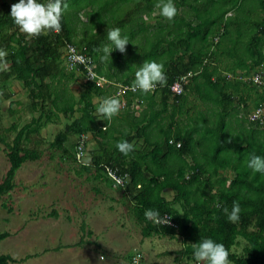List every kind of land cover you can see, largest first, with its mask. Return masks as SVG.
<instances>
[{
  "label": "trees",
  "instance_id": "trees-1",
  "mask_svg": "<svg viewBox=\"0 0 264 264\" xmlns=\"http://www.w3.org/2000/svg\"><path fill=\"white\" fill-rule=\"evenodd\" d=\"M125 1L66 0L69 9L62 17V31L29 41L10 16L11 6L19 0H0V49L8 53V68L0 70V87L6 91L9 79L21 82L30 109L37 113L17 130L6 149L9 167L0 180V201L11 195L16 172L23 162L50 151L55 156L60 150L63 162L74 163L76 140L71 143L72 153H67L64 140L68 134L90 133L91 164L85 166L87 161H77L80 171L93 170L98 179L104 178L130 201L128 212L139 226L142 239L170 237L182 242L180 248L169 252L174 255L172 264L196 262L193 245L205 238L223 243L232 264H264V175L247 167L252 155L264 157V123L248 118L255 108L264 107V85L238 77L249 76L264 64V0H256L255 19L248 26H253L251 32L241 25L243 20L235 18V11L245 0H174L178 15L168 21L159 12L152 28L139 12L144 10L149 15L159 0H139L124 18H113L120 10L117 5ZM84 9L90 10L92 30L78 37L75 21ZM180 9L186 16L179 13ZM246 11L252 13V9ZM113 28L128 37L131 47L127 53L115 50L108 40L107 32ZM66 42L91 55L96 72L111 83L101 87L84 82L76 100L68 105L65 101L71 97L63 84L74 78V70L65 66ZM105 45H110L113 52L102 59ZM153 60L164 65L166 85H158L146 95L126 90L129 93L122 120L116 116L108 121L97 113L107 90L116 93L118 83L131 87L135 72ZM188 71L194 73L183 93L173 94L171 83ZM226 73L233 77L227 78ZM134 100L139 110L130 108ZM55 111L62 112L70 122L45 148L25 147L22 141L26 132L31 128L39 131L48 122L49 113L54 116ZM119 120L126 127L119 128ZM122 140L134 145L128 156L116 148ZM106 166L126 172L128 182L113 186ZM167 190L172 193L170 197ZM234 201L241 208L238 223L229 222L223 211L227 208L231 212ZM148 209L160 215L168 213L177 227L146 220L144 213ZM6 236V232H0V240ZM84 238L82 235L70 245H81ZM241 240L244 245L238 252L235 247ZM12 261L0 253V264Z\"/></svg>",
  "mask_w": 264,
  "mask_h": 264
},
{
  "label": "rangeland",
  "instance_id": "rangeland-1",
  "mask_svg": "<svg viewBox=\"0 0 264 264\" xmlns=\"http://www.w3.org/2000/svg\"><path fill=\"white\" fill-rule=\"evenodd\" d=\"M137 1L139 0H126L118 4L117 7L120 10L113 18H124L127 10L133 7ZM256 2V0H245L241 8L235 11V18L243 20L241 25L247 29L252 24V20L255 19L256 11L254 8ZM245 9L249 11L252 9V13ZM89 12V9H84L77 14L79 20L75 21V27L77 28L78 37L89 34L92 30L89 27ZM151 12L149 15L144 13V10L139 12L144 14L143 17L150 28L155 25L157 20L155 15L159 14L160 9L155 5ZM179 13L186 16L182 9ZM71 15L72 13H70V18ZM127 26L129 28V25ZM252 30H254L253 26L249 31ZM108 46L110 47V45ZM130 47V44L126 46L125 53ZM76 83L78 81L74 82L76 87L73 84L75 91L76 89L81 91L83 86ZM15 90H17L18 95L15 93V97L13 96L12 100L10 99L12 108L15 110L21 104V110L24 114L20 111L22 119L19 121L15 117L16 111L8 113V111L0 110V124L3 126L9 125V123L12 125L15 120L21 123L22 121H28L30 118V115L26 117L27 113L25 112L30 110L27 104L26 91L18 86L14 87ZM3 92L4 90L0 87V101L2 100L0 104H3L4 99L1 98ZM67 94L71 98L65 101L66 105L71 103L72 100L73 102L76 100V97L70 92H67ZM251 97L254 98V94ZM191 100L195 101L196 99ZM252 104L253 99H250L248 105L251 106ZM55 112L61 121L51 123V126L48 127L46 134L48 143L71 120L65 118L62 112ZM4 132V129L0 127V180L9 167L5 154L6 149L11 144V137L14 135L13 131H10L9 135H5ZM73 138L74 134H68L64 140L67 153L73 152L71 146ZM38 147L41 146L38 145ZM59 152L60 150L55 153ZM50 161L57 163V169H61L62 163L65 167H67L65 163H70L68 160L63 162L60 158ZM31 163L30 160L22 163L16 172V186L11 191V195L8 194L2 197L0 201V232L7 233V236L0 240V253L13 258L11 264H131L129 256L136 253H140L143 257V262L141 261L140 264H152L153 261L166 264L173 263L174 255L169 252L180 248L182 242L179 239L170 237H145L142 239L138 231L139 226L134 224V220L128 212L127 206L130 201L124 199L118 190L106 188L105 185L109 184L104 178L98 179V181L103 185L101 188L105 187V193L102 190L103 188H99V190L92 189L96 201L92 205L86 203L88 206H83L79 211L61 202L62 198L57 195H61V192L68 188V183L65 180L66 176H61V183H59V180H56L58 176L51 171L48 172L49 170L46 171L48 168L44 166V169L29 171L28 166ZM72 176H74V181L84 184L74 182V186L79 192L78 197L87 198L86 191L91 192L89 187L91 183L84 176L80 177L81 175L78 174H72ZM167 191L169 192L166 195L170 197L172 193L170 190ZM63 200L65 199L63 198ZM52 202V206H49ZM52 207L57 210L58 217L57 215L54 216L55 214H46ZM73 211L76 212L75 215ZM77 215L81 221L85 222L87 227L93 230V234L91 236L85 234L84 242L81 245H70L80 237V233L71 234L72 225L68 224L69 219H74V216ZM243 245L244 241L241 240V243L235 247L236 251L240 252ZM101 256L104 259L101 260ZM191 264H196V262Z\"/></svg>",
  "mask_w": 264,
  "mask_h": 264
},
{
  "label": "clouds",
  "instance_id": "clouds-1",
  "mask_svg": "<svg viewBox=\"0 0 264 264\" xmlns=\"http://www.w3.org/2000/svg\"><path fill=\"white\" fill-rule=\"evenodd\" d=\"M156 7L160 9V15L168 21L174 20L178 15V9L175 6L174 0H159ZM69 9V4L66 0H47V3L38 2V0H19L11 6L10 16L19 31L25 34L26 38L31 41L49 33L59 34L62 31V17ZM107 38L115 46V50L120 53L126 52V46L129 44L127 36H121L119 28H113L107 32ZM104 53L102 59H107L111 56L113 49L108 45L102 48ZM8 53L4 49H0V70H7L8 63L6 60ZM73 62H83L82 57L73 56ZM254 82H259V77L254 78ZM167 83V76L164 70V65L156 61L145 62L135 72V80L131 85V91H140L142 94H149L155 91L157 86L163 87ZM126 105L117 97H106L98 105L96 111L106 120L111 121L114 117L120 114V111ZM264 111V110H262ZM84 139H88L87 136ZM118 151L128 156L134 151V145L127 140H122L116 144ZM77 161H81V157L77 155ZM91 164L89 157L85 166ZM247 167L253 173L264 175V157L252 155L247 161ZM109 176L115 180L117 185L123 186L124 179L116 177L109 169ZM227 219L231 223H238L240 219L241 208L238 202L234 201L231 212L227 208L224 210ZM145 219L152 221L154 224H168V217H161L159 211L148 209L144 213ZM193 256L196 264H232L229 260L230 252L223 243H217L211 238H205L197 244L193 245ZM100 259H104L103 256ZM140 257H134L133 264H139Z\"/></svg>",
  "mask_w": 264,
  "mask_h": 264
},
{
  "label": "crops",
  "instance_id": "crops-1",
  "mask_svg": "<svg viewBox=\"0 0 264 264\" xmlns=\"http://www.w3.org/2000/svg\"><path fill=\"white\" fill-rule=\"evenodd\" d=\"M63 64H64V62H63ZM73 72H74L73 73L74 74V78L73 79L72 78L69 79L67 82L65 81V84H63V85L67 86V89H66L67 92H70L72 95H74L75 97H77L80 91H78L77 89L75 91L76 85L74 84V82L75 81H78V83L80 84V86H83L84 82H86V81L84 79L83 74H81L80 71H73ZM78 83H76V84H78ZM73 84L75 85V87H74ZM110 84L111 83H105V87L108 86V85L111 86ZM118 84H120V83H118ZM7 85H8L7 87L5 86V90L6 91H4L3 94L1 95V96L5 97L6 99L3 100V104L2 103L0 104V106H1L0 107V110L8 111V113H11L13 111H16L17 114H16L15 117L17 119H19V121H21L22 116H20V111H21L22 114H24L23 110H21V108H22L21 107V104L18 105L19 108H17V109L14 110L12 108V102H11L10 99L13 98V96L15 95V93H16V95H18L17 94V90L14 91V87L15 86H18V87L21 88L22 87V84H21V82H19L17 80L9 79ZM3 90H4V87H3ZM9 93H12V94L9 95ZM116 93H117V91H116ZM116 93L114 91L109 93L108 90H107V97H117V98H119L125 104V102H126V96H127V93H129V92H125V93L119 94V95H117ZM26 97H27V100H28V103H29V98H28L27 95H26ZM0 102H2V101H0ZM28 106H29V104H28ZM136 106L138 108H136ZM125 108H126V106L121 109L120 114L118 115V117H121V120L123 119L122 118V115H123L122 111L125 110ZM130 108L131 109H137V110H139L140 106H139L138 101L137 100H134L132 102V104L130 105ZM25 112L27 113L26 117H28L30 115V118H29L28 121H22L21 123H19L18 120H15V121H13L14 123L12 125H11V123H9V125H5V126H3V125L0 124V127L2 129H4V131H5L4 132L5 135H9V132L10 131H13L14 135H12L11 140L15 136L17 130H19L20 128H22L24 124L28 123L32 119V117L36 115V112H34L31 109L29 111L26 110ZM121 120H119L118 122H116V125L119 126V128L126 127V124L124 122H122ZM59 121H61L60 120V117H58L56 115L52 116L49 113V115H48V122H46V124L42 128H40L39 131H36L35 128H31V129H29L26 132L25 138L22 141L23 145L25 147H31V148H33V147H37V148H40V149L45 148L46 145L48 144V140H47V136H46L48 127L51 126V123L54 124V123L59 122ZM86 135H87L88 139H87V141L85 143L84 155L82 157V160H84L85 162L88 161L89 157L91 158V151H92V145H93V140L91 138L90 133H87ZM76 138H77V135L74 136V138L72 139V142L71 143L75 142ZM30 144H32V145H30ZM38 145H40L41 147H38ZM49 153H47V152L44 153L43 155H41L40 158H38L36 160H30V161H32V163L28 166V170L29 171H31V170L33 171L35 169H44V167L45 168H48V169H46V171L49 170L48 172L51 171L53 174L57 175L58 177L56 178V180H59L58 181L59 183H61V176L62 177H65L66 176L65 177V180L68 183V188L66 190H63L61 192V195L60 194H57L58 197L62 198L61 202H64L69 207H71L73 209L75 208L76 210H79V211L82 209L83 206L92 205L93 202L96 201L95 200L96 196H95V194L93 195L92 189L99 190V188H101V186H103V185H101V182L98 181V178H99L98 177V174L96 172H94L93 170H88V171L82 173V171H80L79 163L77 161L74 162V163H65L67 165V167H65V165L62 163L61 169H57V167H56L57 166V163L51 162L50 160L59 159V158L63 160V158H62V156L59 155V153L57 155H55V156H51L50 155L51 153L50 154ZM40 164H41V166H40ZM72 174L81 175L80 177H83L84 176L86 178V180H88L91 183L90 186H89L90 189H91V192L86 191L87 198H84V197L83 198H79L78 197L79 192L76 189V187L74 186V182H76V181L73 180L74 179V176H72ZM76 183H78V182H76ZM69 184H70V186H69ZM78 184L84 185L82 183H78ZM105 187L108 188V189L117 190L116 188H113L110 185H105ZM105 187H102L103 189L101 188L104 193H105ZM60 198H58V199H60ZM63 198L65 200H63ZM58 202H60V201H58ZM86 203L88 205H86ZM52 204H53V202L51 204H49V206H52ZM79 206H80V208H79ZM46 214H49V215H54L55 214L54 216L57 215V217H58V212L55 209V207H52L51 209H49V211ZM73 214L75 215L76 212L73 211ZM68 224L69 225H72V228H71V232L72 233L71 234H74V233L75 234L76 233L79 234L80 233L79 239L81 238L82 235L85 236V232L87 230L89 232L86 233V234H88L89 236H91L93 234V230L91 228L87 227L85 225V222L84 221H81L80 218L78 217V215L77 216H74V219L70 218L69 221H68ZM83 226H84V230H83ZM78 240H76L75 242H77Z\"/></svg>",
  "mask_w": 264,
  "mask_h": 264
},
{
  "label": "built area",
  "instance_id": "built-area-1",
  "mask_svg": "<svg viewBox=\"0 0 264 264\" xmlns=\"http://www.w3.org/2000/svg\"><path fill=\"white\" fill-rule=\"evenodd\" d=\"M218 40V37L214 38V41L216 42ZM77 56V57H82L83 62L76 61L73 62L72 57ZM63 58L65 62V66L68 70H74V71H80L82 72L85 81L95 83L98 86H103L105 83H110V81L98 74L95 70V61L93 57L83 51H80L74 44L66 42L65 47L63 49ZM194 72L188 71L186 74L180 75L177 77L170 85V90L173 94L175 95H180L183 93L185 89V84L187 83L189 77L193 75ZM227 78H232L233 75L231 73H226ZM239 78H243L245 80H249L252 83L258 84V85H264V64H261L259 67H257L253 73L249 76H238ZM259 77V82H254V78ZM131 89L130 86L127 85H122V84H117V95L125 93L126 90ZM137 108V106H136ZM264 107L262 105L258 106L255 108L249 115L248 118L250 121L257 122L259 124L264 123ZM87 136L85 133H79L76 138L75 142V149H76V158L77 155L79 154L82 160V157L84 155V148H85V143L87 139H84V137ZM171 142V140H170ZM177 146H179V143H176ZM111 170L116 177L123 178L124 179V184L123 186L128 182L129 176L126 172L124 173H119L117 169L111 167V166H106L105 171L107 174V177L110 179L112 182L113 186H120L117 185L115 180L112 179L109 176L108 170ZM168 217L169 218V223L166 224L165 226H170V227H177V224L175 221L172 219V217L168 213H164L161 215V217ZM164 225V224H161ZM139 256L141 257L140 253H136L131 256V264H133L134 257ZM140 264V260H139Z\"/></svg>",
  "mask_w": 264,
  "mask_h": 264
}]
</instances>
